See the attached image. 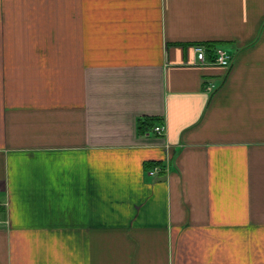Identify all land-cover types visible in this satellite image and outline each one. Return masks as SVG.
<instances>
[{"label":"crops","instance_id":"crops-1","mask_svg":"<svg viewBox=\"0 0 264 264\" xmlns=\"http://www.w3.org/2000/svg\"><path fill=\"white\" fill-rule=\"evenodd\" d=\"M0 220V264H264V0H0Z\"/></svg>","mask_w":264,"mask_h":264},{"label":"built area","instance_id":"built-area-1","mask_svg":"<svg viewBox=\"0 0 264 264\" xmlns=\"http://www.w3.org/2000/svg\"><path fill=\"white\" fill-rule=\"evenodd\" d=\"M195 50L197 52L198 60L202 64H207L211 62L213 64L221 65V66H230L232 62V56L222 48H215L210 52L211 59H208V51L205 46H196ZM156 132L159 134H164L165 128L164 126H157L155 128ZM154 174V171L150 172ZM1 223V220H0Z\"/></svg>","mask_w":264,"mask_h":264},{"label":"trees","instance_id":"trees-1","mask_svg":"<svg viewBox=\"0 0 264 264\" xmlns=\"http://www.w3.org/2000/svg\"><path fill=\"white\" fill-rule=\"evenodd\" d=\"M206 48L208 52H211L214 49L212 44H207ZM154 124V120H144L140 121L139 127L140 130L143 131L148 130L150 127H154Z\"/></svg>","mask_w":264,"mask_h":264}]
</instances>
